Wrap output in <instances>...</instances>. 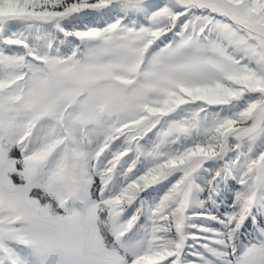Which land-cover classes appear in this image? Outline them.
I'll list each match as a JSON object with an SVG mask.
<instances>
[{"label":"snow or ice","instance_id":"obj_1","mask_svg":"<svg viewBox=\"0 0 264 264\" xmlns=\"http://www.w3.org/2000/svg\"><path fill=\"white\" fill-rule=\"evenodd\" d=\"M258 206L264 0H0V264H264Z\"/></svg>","mask_w":264,"mask_h":264},{"label":"rangeland","instance_id":"obj_2","mask_svg":"<svg viewBox=\"0 0 264 264\" xmlns=\"http://www.w3.org/2000/svg\"><path fill=\"white\" fill-rule=\"evenodd\" d=\"M234 183H233V189H234ZM205 196H207V193H205L204 194ZM231 196L229 195V194H227V198H230ZM232 198L233 197H231V199H230V201L227 199V203L228 204H231V202H232ZM262 211H264V209H262L260 206H258L257 208H254L253 209V213L254 214H256L257 216H259L261 213H262ZM248 224H249V226L251 227V220H249V222H248Z\"/></svg>","mask_w":264,"mask_h":264},{"label":"trees","instance_id":"obj_3","mask_svg":"<svg viewBox=\"0 0 264 264\" xmlns=\"http://www.w3.org/2000/svg\"><path fill=\"white\" fill-rule=\"evenodd\" d=\"M222 189H223V188H222ZM237 189H238V188L234 189L232 192H229V195H231V196L233 197V193H234ZM221 193H222V195H221L220 199L222 200V199L225 198V197H224V190H221Z\"/></svg>","mask_w":264,"mask_h":264}]
</instances>
